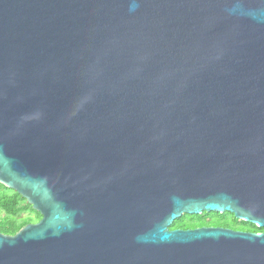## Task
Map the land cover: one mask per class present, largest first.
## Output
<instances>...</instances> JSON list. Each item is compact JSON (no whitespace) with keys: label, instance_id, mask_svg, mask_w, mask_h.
<instances>
[{"label":"water","instance_id":"water-1","mask_svg":"<svg viewBox=\"0 0 264 264\" xmlns=\"http://www.w3.org/2000/svg\"><path fill=\"white\" fill-rule=\"evenodd\" d=\"M0 182L41 215L0 264H264V0H0Z\"/></svg>","mask_w":264,"mask_h":264},{"label":"trees","instance_id":"trees-1","mask_svg":"<svg viewBox=\"0 0 264 264\" xmlns=\"http://www.w3.org/2000/svg\"><path fill=\"white\" fill-rule=\"evenodd\" d=\"M215 212H203L201 214H182L174 219L169 228H194L197 226L218 224L228 225L230 228L239 230L260 231L261 228L255 225L240 221L231 215V219L219 218L217 222H212L210 219ZM218 214V213H217ZM39 212L34 210L27 200L17 193L14 189L5 186L0 182V232L4 234H14L22 226L27 223L36 222L40 219ZM239 224V225H236Z\"/></svg>","mask_w":264,"mask_h":264},{"label":"rangeland","instance_id":"rangeland-1","mask_svg":"<svg viewBox=\"0 0 264 264\" xmlns=\"http://www.w3.org/2000/svg\"><path fill=\"white\" fill-rule=\"evenodd\" d=\"M226 218V219H228V220H230L231 219V213H229V212H222V213H218L217 214V212H215V214L214 215H212V217H211V221L212 222H217L218 220H219V218ZM237 222H240L239 220H237ZM236 225H239V224H236Z\"/></svg>","mask_w":264,"mask_h":264},{"label":"flooded vegetation","instance_id":"flooded-vegetation-1","mask_svg":"<svg viewBox=\"0 0 264 264\" xmlns=\"http://www.w3.org/2000/svg\"><path fill=\"white\" fill-rule=\"evenodd\" d=\"M232 215V214H231ZM233 216V215H232ZM242 221V220H240ZM250 223V222H249ZM252 224V223H251ZM254 225V224H253ZM205 226H222V227H229L228 225L224 226V225H218V224H208V225H205ZM230 228V227H229ZM232 228V227H231ZM258 228H261L260 231H257V232H264V227H258ZM232 229H237V228H232ZM245 231H251V232H255V231H252V230H245Z\"/></svg>","mask_w":264,"mask_h":264}]
</instances>
